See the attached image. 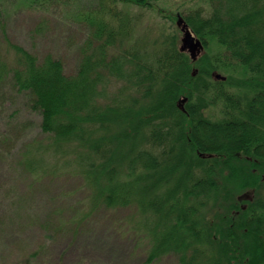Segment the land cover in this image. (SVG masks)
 <instances>
[{"label": "trees", "instance_id": "1", "mask_svg": "<svg viewBox=\"0 0 264 264\" xmlns=\"http://www.w3.org/2000/svg\"><path fill=\"white\" fill-rule=\"evenodd\" d=\"M158 1L92 0L73 73L3 29L0 83L24 96L44 135L17 165L43 174L60 161L90 204L151 214L147 263L264 264V0L175 14L209 46L196 59L163 31L135 37L119 7ZM233 66L230 83L219 71Z\"/></svg>", "mask_w": 264, "mask_h": 264}, {"label": "rangeland", "instance_id": "2", "mask_svg": "<svg viewBox=\"0 0 264 264\" xmlns=\"http://www.w3.org/2000/svg\"><path fill=\"white\" fill-rule=\"evenodd\" d=\"M91 2L0 0V46H5V29L11 42L38 57L50 53L62 60L67 73H73L89 13L85 9ZM155 6L154 10L119 6L138 32L135 37L146 31L154 37L163 31L174 35L180 47L183 34L175 14L184 18L203 8V17L210 15L208 0H160ZM151 38L145 37L147 42ZM217 51L211 43L208 52ZM237 69L219 72L232 83V78L240 77ZM43 139L39 118L28 111L24 96L8 82L0 83V264H178L174 255L146 262L155 223L151 214L136 207L130 211L90 204L82 180L59 170L60 161H51V171L43 174L19 167L18 161L33 150L30 146ZM31 158L40 157L34 153Z\"/></svg>", "mask_w": 264, "mask_h": 264}, {"label": "water", "instance_id": "3", "mask_svg": "<svg viewBox=\"0 0 264 264\" xmlns=\"http://www.w3.org/2000/svg\"><path fill=\"white\" fill-rule=\"evenodd\" d=\"M177 23H178L177 25L180 27V30L183 34L182 39H181L180 50L188 51L190 54V57L192 59H196L197 55L200 54L201 51L203 50V46L200 40L195 38V36H193L187 24L184 23L182 19H178ZM215 78L223 79V77L219 74H217Z\"/></svg>", "mask_w": 264, "mask_h": 264}]
</instances>
